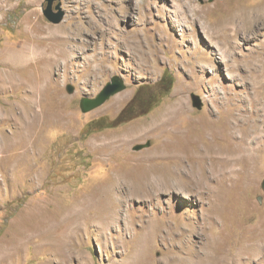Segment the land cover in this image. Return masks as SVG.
<instances>
[{
  "label": "rangeland",
  "instance_id": "1",
  "mask_svg": "<svg viewBox=\"0 0 264 264\" xmlns=\"http://www.w3.org/2000/svg\"><path fill=\"white\" fill-rule=\"evenodd\" d=\"M59 1L55 24L46 0H0V264H264V0ZM247 8L263 19L247 22ZM24 45L70 55L68 76L63 65L53 70L55 90L38 94L26 115L27 90L4 77L10 54ZM165 72L173 88L156 106L83 132L100 118L115 120L139 87ZM115 76L125 89L84 113L81 100ZM181 107L187 117L165 118ZM39 114L42 130L31 123ZM164 118L152 133L127 136ZM180 131L184 143L194 141L179 176L187 186L175 180L154 196L133 194L125 175H140L148 162L138 159L178 143ZM168 166L163 156L145 167ZM106 190L118 217L105 227L94 220L110 207ZM13 239L21 246L14 257Z\"/></svg>",
  "mask_w": 264,
  "mask_h": 264
},
{
  "label": "bare ground",
  "instance_id": "2",
  "mask_svg": "<svg viewBox=\"0 0 264 264\" xmlns=\"http://www.w3.org/2000/svg\"><path fill=\"white\" fill-rule=\"evenodd\" d=\"M260 10H261V13L264 14V7H263V9H260ZM257 18L263 19L262 17H258L255 13H252V11L249 8H247V22H251ZM65 44H66V41L63 40L59 45L65 46ZM69 57H70V55L68 54V52H65V53L63 51L55 52L54 50H51V49H48L46 51H37V50L29 48V46L27 47L25 45L23 47H21L19 50H15L12 52V54H10V56L8 58L9 60L6 63L7 67H8V72L6 71L7 76L3 75L4 77H6V79L4 77H3V79H5L7 81V83H9L13 87L12 89H17V90L18 89H26L27 90L28 95H26V97L23 98L24 102L27 106L24 108L25 110L23 109L25 111V112L23 111L24 115H26L28 113L27 111L29 108L34 106V102L37 100L36 97L38 94H40L41 96H44L47 93H53V91L55 90L57 82L54 83L53 82L54 80L51 78V75H52L51 73L53 72V70H55L60 65H63V68H64L63 76L64 77L68 76V71H69L68 70L69 69L68 58ZM207 64L213 68L215 67L214 61L209 62ZM32 67H34V70H31L33 73L31 72L29 74L28 78H23L21 76L19 77L17 75L20 70H24V69L32 68ZM35 70L37 73H34ZM209 93L212 96H215V95L217 96V94H218L217 89L214 86L210 87ZM121 100H122V98H117L116 102H119ZM38 101H40V100L38 99ZM227 101H228V98L225 97L224 103H226ZM180 111H183L182 114L188 112V110L186 108H183V107L176 109V110L171 108V109H169L165 118H170V116L172 114L177 113V112L180 113ZM184 115H185V117H187L188 114L186 113ZM165 118H164V120L162 119L163 121H161L160 124L156 123L154 125V128L148 127V126L141 127V129H139V130L132 128L127 136L128 137H139L143 133L144 134H147L149 132L152 133L153 131L157 130L159 128V126L167 125V123L165 122L166 121ZM41 120H42V115H40V114L34 115L31 123L33 122V125H36V126H37V124L39 126V123H40V130H42L43 124L41 123ZM31 123H29V124H31ZM33 128L34 127H29L26 129V130H28L27 133L23 132V134H25L24 136L26 137V139L31 138ZM180 137H181V139L178 141V143L177 142L174 143V141H170V143L166 144L162 148L156 149L154 151V153L157 152V153H159L158 155H155V154H154L155 156L154 155H151V156L148 155V156H145V157L138 159V162H141V163L148 162L147 164H144V168H143L141 174L135 176V174L133 173V175L129 174V175H125V177H124L125 180L128 181L127 182L128 186L130 187L131 192L133 194H136L137 196H140L142 198H144L148 195L154 196L156 191H161L163 189L170 190L171 186L173 184V181H175V180L178 183L177 184L178 187L180 186V184L184 185L185 187L187 186L184 184L183 180L180 179L181 177L179 178V176L181 175L180 172H181V169L183 167V163H184L183 160L187 157V156H185V154L190 152V151L191 152L193 151L192 147L194 146V144H193L194 141L191 143L190 139H188L192 145V147H190L189 144L187 145L186 143H184L187 140V138L183 134V132H181V131H180ZM182 141L184 144H180ZM163 156L165 159H167L170 162V166H168V168H165V169L162 168L161 170L158 169V170H153V171H151L150 169L147 170L146 167L149 164H151L152 162H154L160 158H163ZM128 176H130V178H128ZM174 190H175V188H174ZM104 193H105V195H109L108 199L110 200L111 204H110L109 209L107 208L108 210L106 209L104 211H99V215L98 216L96 215L94 222H98V223L100 222L101 224H103L104 221H106L108 218L113 217L114 215L116 216V218L118 217L117 210H116V208H114L115 205L117 206V203L114 202V201H117V198L115 197L113 190H106ZM80 214L81 213H79V212L75 213L74 216H75L76 221H78V217H80ZM128 214L129 215L127 216V221H128L127 222V228L131 230L132 229L131 227L135 224V222L133 221V216H132L133 214H131V212H129ZM103 225L106 227L105 224H103ZM147 225H148V230L151 229L150 232L155 230V228H156L155 224L151 222V219L147 221ZM18 245H19V243L16 239H13L9 243L8 251L10 252L12 257H14L16 254H19V252L21 251V250L16 251ZM49 245L51 247H55V245L53 243H50ZM55 251H58V250H55ZM11 256L9 258H12Z\"/></svg>",
  "mask_w": 264,
  "mask_h": 264
},
{
  "label": "trees",
  "instance_id": "3",
  "mask_svg": "<svg viewBox=\"0 0 264 264\" xmlns=\"http://www.w3.org/2000/svg\"><path fill=\"white\" fill-rule=\"evenodd\" d=\"M173 84L174 79L172 74L165 72L154 85L139 87L134 97L115 120L110 121L106 118H100L89 123L83 132L90 134L96 130L117 127L137 117L139 114L147 112L150 108L156 106L160 102V99L171 92ZM140 104H144L145 106H140Z\"/></svg>",
  "mask_w": 264,
  "mask_h": 264
},
{
  "label": "water",
  "instance_id": "4",
  "mask_svg": "<svg viewBox=\"0 0 264 264\" xmlns=\"http://www.w3.org/2000/svg\"><path fill=\"white\" fill-rule=\"evenodd\" d=\"M47 7L44 10V14L52 23H59L63 18V13L60 9L59 0H46ZM55 5H57V10H55ZM125 89L124 83L117 76L113 77L109 83H107L100 93L95 98L84 97L81 102V110L84 113L90 112L101 105H103L108 99L117 93ZM68 91L72 92L73 89L68 87Z\"/></svg>",
  "mask_w": 264,
  "mask_h": 264
},
{
  "label": "flooded vegetation",
  "instance_id": "5",
  "mask_svg": "<svg viewBox=\"0 0 264 264\" xmlns=\"http://www.w3.org/2000/svg\"><path fill=\"white\" fill-rule=\"evenodd\" d=\"M144 104H140V106H143Z\"/></svg>",
  "mask_w": 264,
  "mask_h": 264
}]
</instances>
